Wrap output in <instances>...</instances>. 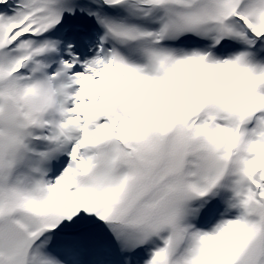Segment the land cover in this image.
<instances>
[{
    "label": "snow or ice",
    "instance_id": "snow-or-ice-1",
    "mask_svg": "<svg viewBox=\"0 0 264 264\" xmlns=\"http://www.w3.org/2000/svg\"><path fill=\"white\" fill-rule=\"evenodd\" d=\"M0 264H264V0H0Z\"/></svg>",
    "mask_w": 264,
    "mask_h": 264
}]
</instances>
